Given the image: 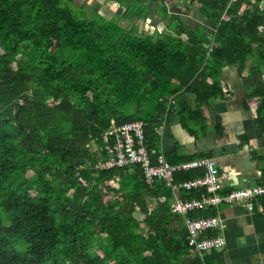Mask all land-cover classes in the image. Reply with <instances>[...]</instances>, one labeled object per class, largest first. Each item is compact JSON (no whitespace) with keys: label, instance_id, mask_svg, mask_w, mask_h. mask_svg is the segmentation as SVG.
I'll use <instances>...</instances> for the list:
<instances>
[{"label":"trees","instance_id":"obj_1","mask_svg":"<svg viewBox=\"0 0 264 264\" xmlns=\"http://www.w3.org/2000/svg\"><path fill=\"white\" fill-rule=\"evenodd\" d=\"M187 1L205 29L180 23L155 40L79 16L77 0H0V264H214L189 246L186 218L219 208L173 209L206 189L174 192L139 166L101 167L105 137L113 144L111 129L130 122L145 124V145L160 154L172 99L195 96L197 110L178 101V114L203 120L201 107L225 97L231 65L264 132V3Z\"/></svg>","mask_w":264,"mask_h":264},{"label":"crops","instance_id":"obj_2","mask_svg":"<svg viewBox=\"0 0 264 264\" xmlns=\"http://www.w3.org/2000/svg\"><path fill=\"white\" fill-rule=\"evenodd\" d=\"M76 9L85 8L90 17L117 20L127 31L155 36L171 35L180 23L190 27L205 24L197 8L187 0H77ZM264 81V72L261 74ZM221 86L224 98L212 100L201 107L203 120L183 122L178 114V101L195 111V96L182 95L172 99L169 115L158 133V151L174 163L210 158L220 171L233 176L232 188L264 186V132L256 109L243 105L245 87L239 65L223 70ZM219 215L225 229L219 232L226 239L224 248L206 252L204 257L214 264H264V197L256 209L242 205L221 206Z\"/></svg>","mask_w":264,"mask_h":264},{"label":"built area","instance_id":"obj_3","mask_svg":"<svg viewBox=\"0 0 264 264\" xmlns=\"http://www.w3.org/2000/svg\"><path fill=\"white\" fill-rule=\"evenodd\" d=\"M239 1L231 0V4H236ZM250 1L253 4L264 3V0ZM252 3H244L243 8H251ZM227 10L222 17L224 21L230 20ZM109 135L114 143H109V136L105 137V141L108 143L106 149L109 158L101 165L102 168L139 166L144 179L150 184L159 180L174 192L206 189L208 195L201 199L183 200L181 197H177L173 203V209L178 214L187 215L189 212L205 210L209 207L219 208L238 204L248 211H254L257 201L264 197V186L232 188L230 185L233 176L229 172L220 171L216 162L210 158H199L173 164L162 153L152 156L145 145V124L142 121L113 127ZM192 170H204V176L189 181L175 182L177 173ZM186 226L188 244L197 252L206 253L225 247L226 239L222 234H219L225 229V223L219 214L215 217L196 219L187 217ZM209 231H217L218 234L204 237V234Z\"/></svg>","mask_w":264,"mask_h":264},{"label":"rangeland","instance_id":"obj_4","mask_svg":"<svg viewBox=\"0 0 264 264\" xmlns=\"http://www.w3.org/2000/svg\"><path fill=\"white\" fill-rule=\"evenodd\" d=\"M78 5V4H77ZM75 12L80 16H83L85 18H91L96 24H98L99 26H108L111 29H117V20H105V19H100L98 17H90V13L89 11H87L85 8H81V9H74ZM80 10V11H79ZM194 28V27H192ZM194 29H205L203 24L200 25H196V27ZM164 35L160 34L159 32H157L155 34V36L153 37L155 40L157 39H161L163 38ZM0 217L3 218V222L8 223L7 219L5 218L6 216L4 215V213H0Z\"/></svg>","mask_w":264,"mask_h":264},{"label":"flooded vegetation","instance_id":"obj_5","mask_svg":"<svg viewBox=\"0 0 264 264\" xmlns=\"http://www.w3.org/2000/svg\"><path fill=\"white\" fill-rule=\"evenodd\" d=\"M3 221H4V220H3V218H2V217H0V223H1V222H3Z\"/></svg>","mask_w":264,"mask_h":264}]
</instances>
